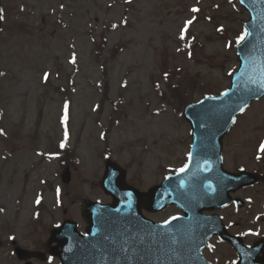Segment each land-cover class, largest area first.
Listing matches in <instances>:
<instances>
[{"label": "rangeland", "instance_id": "obj_1", "mask_svg": "<svg viewBox=\"0 0 264 264\" xmlns=\"http://www.w3.org/2000/svg\"><path fill=\"white\" fill-rule=\"evenodd\" d=\"M6 5L15 16L6 18L0 42V264H20L10 239L41 248L64 208L82 229L79 202H109L98 185L106 156L142 191L184 166L189 139L180 106L228 88L238 67L234 48L248 17L234 0H11ZM122 19L123 28L107 30ZM188 35L196 43L181 48V37ZM116 45L119 49L110 51ZM246 116L264 126V99ZM234 132L233 139L249 144L262 137V130L250 136L240 126ZM59 140L74 155L65 162L71 171L68 187L59 178L65 159L55 155ZM230 142L231 137L225 149ZM226 162L237 168L227 153ZM247 162L244 155L239 165ZM174 213L171 208L147 217L159 221Z\"/></svg>", "mask_w": 264, "mask_h": 264}, {"label": "water", "instance_id": "obj_2", "mask_svg": "<svg viewBox=\"0 0 264 264\" xmlns=\"http://www.w3.org/2000/svg\"><path fill=\"white\" fill-rule=\"evenodd\" d=\"M238 1L250 15L249 21L245 24L246 38L236 49L240 67L232 78L229 90L219 97L206 98L199 104L188 106L185 109L184 118L192 126L194 139L187 168L175 176L171 182H165L162 186L151 189L148 194H139L124 186L123 175L117 178L113 177L116 172L120 174L115 166L106 165L102 185L108 192L112 190L111 194L116 205L106 209L95 208L94 213L96 215L99 210H107L112 215V213H116L115 209L121 206L124 209L123 215L131 220L126 224L132 225V233L135 238L134 241L132 240L134 249L127 258L119 261L120 264H186L184 263L186 256L196 255L202 248L195 244L182 248L178 242L180 235L176 231L179 220L165 225L166 229L164 230H158L140 217V209L144 207L155 211L154 206L150 207L151 201L160 195L162 197L163 194L171 195L170 192L177 188L175 186L188 184L190 171L194 169L202 171L200 168L201 156L214 159L215 173L218 172L219 177H223L224 175L219 172L218 161L222 136L237 112L244 109L250 101L264 96V0ZM215 131L217 134L214 139V136H210V134ZM201 175H203L205 186L210 185L208 182L210 171H203ZM175 199L181 202L178 197ZM172 200L173 197L163 205L170 204ZM164 201L165 199H161L158 203ZM180 205L183 206V204ZM92 219L93 217H88L92 226L91 233L85 239L77 238L75 245L69 250H65V243L59 240L62 235L55 234L53 239L59 241L62 248L60 254L64 264H115L112 257L105 253L107 249L110 254L114 250V247L109 243L112 238L111 231L105 232L94 221L91 222ZM169 231L170 236L168 237ZM170 239L179 247L169 250L167 245L170 244ZM115 250L117 252L119 249ZM189 253L191 255H188ZM21 254L23 253L20 252L19 255Z\"/></svg>", "mask_w": 264, "mask_h": 264}, {"label": "snow or ice", "instance_id": "obj_3", "mask_svg": "<svg viewBox=\"0 0 264 264\" xmlns=\"http://www.w3.org/2000/svg\"><path fill=\"white\" fill-rule=\"evenodd\" d=\"M193 11H197V9H193ZM2 18H3V17L0 16V19H2ZM187 23H188V24H191L192 21L189 20ZM246 35H247V33H244L243 35H241V36L239 37V41H243V40L245 39V36H246ZM181 38L183 39V36H182ZM239 41H238V42H239ZM72 62L75 63V57H73ZM44 78H45V79H48V74H47V73L45 74V77H44ZM66 109H67V106H66ZM64 120H65V121L67 120V112H66V114H65ZM0 135H4V132H3L2 129H0ZM65 135H67V133H65ZM63 146H64V145L61 144V147H63ZM260 149H261L262 152H264V144H261ZM181 171H184V169H181ZM37 202H39V201H37ZM174 219H175V218H174Z\"/></svg>", "mask_w": 264, "mask_h": 264}]
</instances>
